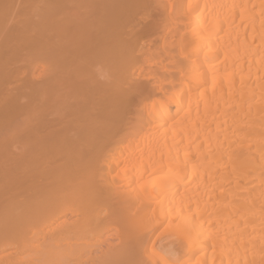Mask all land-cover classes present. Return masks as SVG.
Returning a JSON list of instances; mask_svg holds the SVG:
<instances>
[{"label":"bare ground","instance_id":"6f19581e","mask_svg":"<svg viewBox=\"0 0 264 264\" xmlns=\"http://www.w3.org/2000/svg\"><path fill=\"white\" fill-rule=\"evenodd\" d=\"M0 264H264V0H0Z\"/></svg>","mask_w":264,"mask_h":264}]
</instances>
